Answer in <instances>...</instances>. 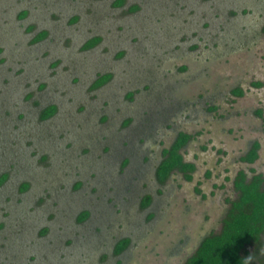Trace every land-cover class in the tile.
Masks as SVG:
<instances>
[{
    "label": "rangeland",
    "instance_id": "374dc122",
    "mask_svg": "<svg viewBox=\"0 0 264 264\" xmlns=\"http://www.w3.org/2000/svg\"><path fill=\"white\" fill-rule=\"evenodd\" d=\"M263 24L264 0H0V264H181L217 232L227 192L179 178L159 195L152 166L174 123L198 178L232 174L251 139L264 168Z\"/></svg>",
    "mask_w": 264,
    "mask_h": 264
},
{
    "label": "trees",
    "instance_id": "16d2710c",
    "mask_svg": "<svg viewBox=\"0 0 264 264\" xmlns=\"http://www.w3.org/2000/svg\"><path fill=\"white\" fill-rule=\"evenodd\" d=\"M121 3L122 1L114 2L117 6ZM135 7L137 8V5ZM24 14L25 12H22L19 16ZM75 19L74 17L71 21ZM45 34V31L39 32L34 40H39ZM99 39L98 36L89 38L83 48L92 47ZM184 68L182 66L180 69ZM97 78L92 87L104 84L110 75L102 76L98 80ZM234 93L239 94V90ZM49 106L41 109L40 120L48 119L55 112V106ZM186 136L184 133H179L172 146L163 150L162 159L158 162L155 170L158 183H162L173 169L187 171L192 168L190 163L182 161L178 152L180 146L185 142ZM254 156L255 153L252 150L249 160ZM5 179L6 173L0 174V184ZM26 186V183H22L20 190H24ZM235 187L238 191L236 199L230 203V207L221 221L220 229L202 237L181 264H264V254L260 251L264 234V189L260 187V179L257 177L248 182H244L241 177L236 181ZM149 202L150 195H144L140 201V207H145ZM87 216L88 212L82 211L78 214L77 221H83ZM41 232L43 233L44 230ZM128 243L129 239L122 237L115 243L113 253L115 255L121 253ZM248 246L251 247L250 250L247 248Z\"/></svg>",
    "mask_w": 264,
    "mask_h": 264
},
{
    "label": "flooded vegetation",
    "instance_id": "af4514ba",
    "mask_svg": "<svg viewBox=\"0 0 264 264\" xmlns=\"http://www.w3.org/2000/svg\"><path fill=\"white\" fill-rule=\"evenodd\" d=\"M263 26H264V24L262 25L261 29L264 31ZM249 84H250L249 87H252V88L253 87L254 88L255 87L264 88V83L262 81L253 80V81L249 82ZM236 90H239V94L234 93ZM244 93L245 92H244L242 86H240V87L234 86L227 91V94L230 95L232 98H235V97L242 98ZM207 108H208L207 110L210 109L211 111H213L216 107L213 104H211ZM261 110H263V108L262 109H260V108L255 109L254 113L257 117H261V114H262ZM212 116L213 117H211V118L214 119V117H216V114L214 113ZM219 118H221V117H219ZM170 128L173 130V134L171 136L172 138L169 141L167 146H164L161 148L160 153H159L160 158L157 160V162L155 164L153 163L154 165L152 166L153 169H152V178L151 179L153 180V182H155L157 185L160 186L161 192L159 193V195H161L162 192H165V190L163 191L162 187L166 188V184L168 182L172 181V179H179L180 178V180H182L183 182L189 183V184L192 182H196V184H194L195 186H194L192 192L194 194H196L197 196L199 195L201 197L200 200H205L207 197L212 196L219 191L221 192L222 190L224 192H227V193H223V195L225 196L224 201H226V203H227V207L224 211L226 214L228 208L230 207V203L236 199L238 191L236 190L235 183L241 177H242L244 182L251 181L253 178H256V177L259 178L260 179V187L264 189V168H261V170H258L257 167L252 166V164H254L255 161H257V159L260 156L258 151L260 149L261 143L259 141L255 140V139L249 140L246 143V145L244 146V148L238 153V155H236L234 157V159H232V160H234L233 163L237 164V166H236V168H234V171L232 174L224 175V173H226V171H228V170L220 172V171L216 170L215 168H214V170H210L209 169L210 167L208 166V167H203L202 174L198 178L196 176V173H197L196 171L198 170L197 175H200L199 174L200 168L196 165V162L194 160H190V159L184 160L183 159V153H181V150L184 149V147L188 144V142L193 141L195 139L194 137H196V135L179 129L178 126L175 125L174 123L170 124ZM179 133L186 134L188 136V138H187L186 142H184L181 145V147L178 149V152L181 155L182 161L190 163L192 165V168L190 170H187V171H182L179 169H173L170 171V173L168 174V176L164 179V181L162 183H158L156 180V177H155L156 166H157L158 162L162 159L163 150L169 149L172 146V144L175 142ZM200 150L204 151L205 149H204V147L200 146ZM252 150H254L255 156H254V158L249 160V156L251 155ZM189 151H187L186 153H188ZM218 153L225 155V152L222 150H219ZM191 155H192V157L196 156L194 158H198V155L195 152L192 153ZM131 158H132L131 160L133 161V157H131ZM128 164H129V162H128ZM174 176H175V178H173ZM206 188L208 189L207 192L205 190ZM142 198L143 197H141V199ZM152 204H153V198H152V195L150 194V202L144 208H149ZM225 214H224V216H225ZM224 216L221 218L220 223H221L222 219L224 218ZM151 217H152V215H151ZM211 232H213V231H210V230L207 231L206 234H204L203 236L200 237V239L202 237H204L205 235L211 233ZM127 238L129 239V243H130L131 239L129 237H127ZM200 239H198L196 245L198 244Z\"/></svg>",
    "mask_w": 264,
    "mask_h": 264
}]
</instances>
